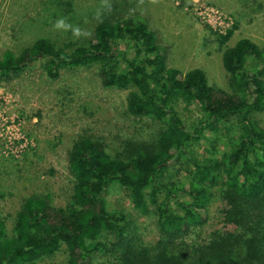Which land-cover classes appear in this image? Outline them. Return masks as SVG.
<instances>
[{"label": "trees", "instance_id": "16d2710c", "mask_svg": "<svg viewBox=\"0 0 264 264\" xmlns=\"http://www.w3.org/2000/svg\"><path fill=\"white\" fill-rule=\"evenodd\" d=\"M239 1L245 5L248 0ZM237 28L234 23L216 35L224 47L222 67L230 92L210 86L201 69L183 74L169 68L154 32L133 17H101L91 38L80 45L41 39L19 54L5 52L0 78L38 59L51 79L64 68L97 67L101 85L129 91L127 112L157 130L149 134V125L146 133L135 132L113 153L101 138L79 135L67 154L69 204L57 209L47 196L25 199L11 235L0 219V264H31L62 247L67 264H92V253L100 250L108 264H264V129L254 122L264 111V56L248 38L226 46ZM180 103L198 113L190 125L175 107ZM222 131L228 144L217 158L216 136ZM210 141L209 150L196 153L195 146ZM181 160L191 167L190 178L164 183L163 174ZM113 183L128 191L140 213L148 214L153 206L159 235L153 246L128 236L122 213L107 210L104 194ZM216 187L223 226L206 240L189 243ZM159 194L164 195L161 202Z\"/></svg>", "mask_w": 264, "mask_h": 264}, {"label": "rangeland", "instance_id": "374dc122", "mask_svg": "<svg viewBox=\"0 0 264 264\" xmlns=\"http://www.w3.org/2000/svg\"><path fill=\"white\" fill-rule=\"evenodd\" d=\"M55 1L0 0V58L7 51L19 54L41 39L57 46L80 45L91 38L94 26L107 15L110 19L138 18L154 32L169 68L183 74L201 69L210 86L226 92L230 90L222 67L224 47L216 35L237 23L226 46L248 38L264 56V0H248L245 5L239 0H60L63 5L59 7ZM128 92L103 87L95 66L64 68L51 79L39 59L18 74L0 78V219L7 235H11L25 199L47 196L49 204L57 209L69 204L72 176L67 154L79 135L101 138L107 151L113 153L135 132L146 133L149 125V134L157 130L147 119L140 122L127 112ZM175 107L186 125L198 117L196 111L181 103ZM254 122L264 129V111L254 117ZM216 138L215 152L220 158L228 144L225 132ZM210 146L211 141L195 146V151L203 155ZM189 170V164L181 160L168 168L162 181L185 183L190 178ZM219 179L223 181L221 176ZM217 191V187L212 190L202 223L193 226L189 243L204 241L222 228ZM163 198L159 194L158 202ZM104 199L108 211L126 218L128 236L147 246L157 242L153 206H149L148 214L140 213L128 191L115 183L109 185ZM91 260L92 264H108L101 250L93 252ZM67 263L68 254L62 247L55 255L31 264Z\"/></svg>", "mask_w": 264, "mask_h": 264}, {"label": "built area", "instance_id": "2783aa9c", "mask_svg": "<svg viewBox=\"0 0 264 264\" xmlns=\"http://www.w3.org/2000/svg\"><path fill=\"white\" fill-rule=\"evenodd\" d=\"M226 31H227V30H224V32H223V33H220V34H225V33H226Z\"/></svg>", "mask_w": 264, "mask_h": 264}]
</instances>
